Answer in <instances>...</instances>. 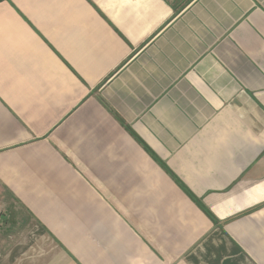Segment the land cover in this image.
<instances>
[{
  "label": "crops",
  "instance_id": "obj_1",
  "mask_svg": "<svg viewBox=\"0 0 264 264\" xmlns=\"http://www.w3.org/2000/svg\"><path fill=\"white\" fill-rule=\"evenodd\" d=\"M0 264H264V0H0Z\"/></svg>",
  "mask_w": 264,
  "mask_h": 264
}]
</instances>
